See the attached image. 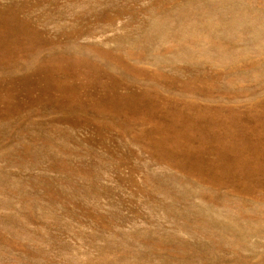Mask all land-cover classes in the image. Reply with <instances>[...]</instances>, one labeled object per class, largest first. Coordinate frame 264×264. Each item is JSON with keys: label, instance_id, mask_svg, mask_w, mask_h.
Wrapping results in <instances>:
<instances>
[{"label": "rangeland", "instance_id": "rangeland-1", "mask_svg": "<svg viewBox=\"0 0 264 264\" xmlns=\"http://www.w3.org/2000/svg\"><path fill=\"white\" fill-rule=\"evenodd\" d=\"M0 9L44 40L36 49L65 45L99 62L89 78L149 94L97 116L85 100L106 86L85 77L46 88L39 103L21 81L10 98L0 90V264H264V172L220 180L192 164L218 157L217 141L191 132L177 142L189 152H160L146 119L189 89L184 99L221 128L246 115L251 154H264V0H0ZM70 93L80 105L67 104Z\"/></svg>", "mask_w": 264, "mask_h": 264}, {"label": "bare ground", "instance_id": "bare-ground-1", "mask_svg": "<svg viewBox=\"0 0 264 264\" xmlns=\"http://www.w3.org/2000/svg\"><path fill=\"white\" fill-rule=\"evenodd\" d=\"M0 11H2L0 12V74L4 73L9 76V74H17V69H20L21 73H23V69H34V71L24 76H17L18 78L8 77L0 79V90L5 92L6 98L13 96L17 81H21L23 84L21 87L24 86L25 91L27 90L28 98L32 102L39 103L47 95L45 93L46 88L53 87L58 90L70 89L73 85L74 87L77 86L71 80L74 81L75 79L85 77V81L83 83L80 82L81 85H90L93 83L94 85H99V87L106 86V92L104 94L98 95L94 99H91L93 97L86 98L87 100H85L86 102L84 104V108H86L88 103L94 106L97 116H101L102 111H99L100 108H98L100 106L108 105L116 108L117 111L122 107L133 108L149 95L146 93L147 91L139 93L136 91L132 92L131 90L130 92L121 94L117 92L116 81L111 83L110 86L113 88L110 89L107 81L103 84L101 80H93V76L89 78V72H95L96 69H99V62L89 61L86 58L71 55L70 52L65 53L59 51V48L65 45L62 46L60 44V46L53 48L52 52H44L42 48L36 49V43L43 44L44 40L37 33L28 29L27 25H23L22 28L15 26L9 14L5 12V9H0ZM44 54H50L52 56L49 55V60L43 62L45 63L43 66L34 67L35 63L41 61L42 57L40 55ZM28 55H34V60L26 63L25 58ZM27 64H31L30 67H27ZM35 73L36 75L43 74L42 76L44 78L41 79L42 76L39 75V78L35 79ZM52 74L58 77H48L52 76ZM106 76L110 80L113 78L110 72H106ZM86 77L89 78L90 82L86 80ZM24 79H26V82H23ZM35 90L39 91L38 96L32 95V92ZM185 93H190L189 89L178 88L176 96L168 95L165 96L163 101H157L158 107L151 112V116L146 118L152 125L150 132L152 141L154 142V148L160 152L179 148L180 151L187 153L189 152L188 145L179 146L177 142L181 137L180 135L186 133L191 134L192 132L198 136L196 140L198 143L201 142L204 136L217 141L218 144L214 145L212 150L218 151L219 153L218 157H209L210 159H206L205 161L204 157H195V161L192 162L195 167H208L212 169V174L216 176L221 174L220 180H222L223 176L229 175L230 173H244L249 177H253L256 174V170L263 173L264 154H251L252 144L256 142V139H253L251 134L247 133L243 128V125H247L245 123L247 116L239 114V121L237 123H228L225 128H221L218 125L217 119L204 112L202 106L197 103L198 108L196 103H190L191 100L184 99ZM196 97L198 98L199 95ZM6 98L2 96L1 99L3 102H6ZM77 99L76 94H66L65 100H68V105H80V101ZM61 100L63 99L50 97V105L60 103ZM122 104L123 106L121 107ZM21 108H23L22 100L15 103L13 108H6L2 112L9 114L21 110ZM236 125L240 127L238 130H235ZM258 141L262 143L260 139ZM200 147L202 146H198V151H201ZM186 153L184 154L185 160H187ZM232 177L233 179L231 181L224 180L221 183L227 182L235 184L237 180L234 176Z\"/></svg>", "mask_w": 264, "mask_h": 264}]
</instances>
